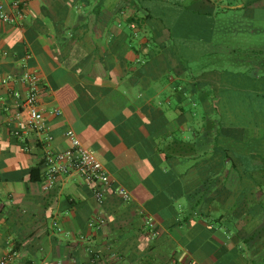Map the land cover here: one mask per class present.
<instances>
[{"label": "crops", "instance_id": "1", "mask_svg": "<svg viewBox=\"0 0 264 264\" xmlns=\"http://www.w3.org/2000/svg\"><path fill=\"white\" fill-rule=\"evenodd\" d=\"M211 1L217 9H235L251 0ZM124 4L105 0L99 9L98 0H27L20 24L0 23V75L31 70L42 78L39 107L52 137L47 149L66 150L65 133L73 129L96 152L113 186L132 197L124 202L110 193L99 207L94 184L77 173L58 178L44 192L46 146L33 132L23 140L11 134L13 101L0 84V260L13 249L10 264L261 262L254 244L236 242L223 231L211 236L216 250L189 249L188 201L166 181L168 173L183 169L177 158L159 152L167 141L152 136L160 122L145 113L159 108L176 129L171 96L177 76L162 82L154 71L149 81L129 67L146 52V40L136 34L140 55L129 50L128 29L118 23ZM13 87L22 89L18 83ZM148 215L158 232L154 239L144 232ZM99 218L105 221L100 229L89 227Z\"/></svg>", "mask_w": 264, "mask_h": 264}, {"label": "trees", "instance_id": "2", "mask_svg": "<svg viewBox=\"0 0 264 264\" xmlns=\"http://www.w3.org/2000/svg\"><path fill=\"white\" fill-rule=\"evenodd\" d=\"M122 1L128 13L119 11L118 23L128 29L129 50L139 56L136 34L146 40V52L129 67L149 81L154 71L162 82L177 76L176 129L159 108L145 113L160 122L152 136L167 141L159 152L183 169L166 181L188 201L189 249L216 250L211 236L223 231L254 244L264 264V0L235 9L211 0ZM179 28L188 35L174 46Z\"/></svg>", "mask_w": 264, "mask_h": 264}, {"label": "built area", "instance_id": "3", "mask_svg": "<svg viewBox=\"0 0 264 264\" xmlns=\"http://www.w3.org/2000/svg\"><path fill=\"white\" fill-rule=\"evenodd\" d=\"M27 0H0V23L17 25L24 18V9ZM20 84L22 89L14 88V84ZM0 84L8 88V93L13 101L15 113L12 115L13 127L11 134L18 140H23V135L33 132L39 136V142L46 146L44 156V176L42 190L49 192L55 186L58 178L72 173L81 175L86 181L94 184V197L99 207L103 206L108 194L113 193L124 202H129L131 194L122 186H113L110 175L96 152L87 146L77 136L73 129H68L65 136L69 147L64 151L47 149L52 142V137L44 121L43 112L39 107L42 78L37 71L26 70L19 76L0 75ZM8 110V107L5 108ZM55 113L59 114L58 111ZM104 219H92L89 227L100 229L104 225ZM55 226L57 224L55 223ZM144 232L147 238L154 239L158 232L152 216H147L144 222ZM15 251L9 249L0 260V264H10L15 256ZM170 264H185L172 260Z\"/></svg>", "mask_w": 264, "mask_h": 264}, {"label": "rangeland", "instance_id": "4", "mask_svg": "<svg viewBox=\"0 0 264 264\" xmlns=\"http://www.w3.org/2000/svg\"><path fill=\"white\" fill-rule=\"evenodd\" d=\"M186 30H188V29H186V28H179V29L177 30V33H178L177 35H178V36H175V37H174V41H173V42H174V43H173L174 46H176V45H181V39H183L184 41H186V39L184 38L185 35H188V34H187L188 31H187V32H184V31H186ZM229 42H230V44H231L230 46L233 47L232 44H233L235 41H234V42L229 41ZM189 43H190V42H189ZM172 46H173V45H172ZM195 60H196V59H195ZM191 63H192L191 65H195V64L197 63V61H192ZM197 64H198V63H197ZM201 124H202V123H201V121H200V119H199V121H198V126H201Z\"/></svg>", "mask_w": 264, "mask_h": 264}]
</instances>
